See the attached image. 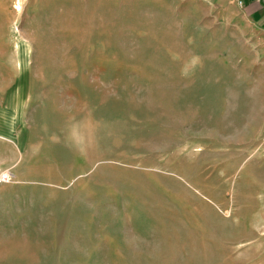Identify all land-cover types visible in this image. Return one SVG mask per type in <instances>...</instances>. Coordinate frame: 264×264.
Here are the masks:
<instances>
[{"label": "rangeland", "instance_id": "rangeland-1", "mask_svg": "<svg viewBox=\"0 0 264 264\" xmlns=\"http://www.w3.org/2000/svg\"><path fill=\"white\" fill-rule=\"evenodd\" d=\"M240 16L0 0V264H264V54Z\"/></svg>", "mask_w": 264, "mask_h": 264}, {"label": "crops", "instance_id": "crops-1", "mask_svg": "<svg viewBox=\"0 0 264 264\" xmlns=\"http://www.w3.org/2000/svg\"><path fill=\"white\" fill-rule=\"evenodd\" d=\"M228 1L239 8L240 17L253 28V33L259 35L255 44L257 48L264 54V0H241L237 3L234 0H219ZM19 8V5H16Z\"/></svg>", "mask_w": 264, "mask_h": 264}, {"label": "built area", "instance_id": "built-area-1", "mask_svg": "<svg viewBox=\"0 0 264 264\" xmlns=\"http://www.w3.org/2000/svg\"><path fill=\"white\" fill-rule=\"evenodd\" d=\"M16 1V0H15ZM234 1H236L237 3H241V0H234Z\"/></svg>", "mask_w": 264, "mask_h": 264}]
</instances>
